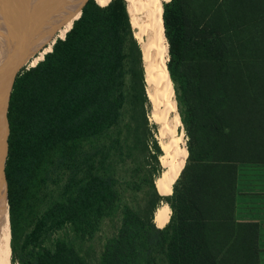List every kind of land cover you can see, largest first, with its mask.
<instances>
[{"label": "trees", "instance_id": "1", "mask_svg": "<svg viewBox=\"0 0 264 264\" xmlns=\"http://www.w3.org/2000/svg\"><path fill=\"white\" fill-rule=\"evenodd\" d=\"M86 1L11 94L12 261L88 264L71 241L43 244L67 226L82 244L118 219L98 264H261L259 228L237 220L236 201L240 168L264 166V0L162 2L167 69L188 137L186 164L165 198L125 1L88 0L81 13ZM55 175L65 178L58 196L31 225ZM162 203L171 214L160 229Z\"/></svg>", "mask_w": 264, "mask_h": 264}, {"label": "bare ground", "instance_id": "2", "mask_svg": "<svg viewBox=\"0 0 264 264\" xmlns=\"http://www.w3.org/2000/svg\"><path fill=\"white\" fill-rule=\"evenodd\" d=\"M104 3L108 0H97ZM129 15L134 37L139 44L143 58L145 79L149 84L147 95L158 108L157 101L163 102L165 115L175 130L182 126L175 100V92L169 77L167 62L169 59L168 43L164 33L162 2L165 0H124ZM82 0H0V29L12 35L15 48L31 58L32 65L43 60L52 49L57 36L63 38L70 29L72 21L78 16ZM1 33V31H0ZM3 33V32H2ZM0 38V44L2 43ZM46 46V47H45ZM45 47V48H44ZM38 54V56H36ZM18 55V54H17ZM152 105V106H153ZM155 111L153 116L158 113ZM153 118V117H152ZM170 129V128H169ZM183 129V127L181 128ZM183 132L174 138L179 144ZM167 146L162 157L166 169L156 185L162 195L172 189L173 181L179 174L186 156V147ZM164 193V194H163ZM172 192H170L171 194ZM6 184L0 179V264H12L11 229ZM168 204L159 208L156 224L164 227L170 218ZM166 223V224H165ZM165 224V225H164ZM164 225V226H163Z\"/></svg>", "mask_w": 264, "mask_h": 264}, {"label": "rangeland", "instance_id": "3", "mask_svg": "<svg viewBox=\"0 0 264 264\" xmlns=\"http://www.w3.org/2000/svg\"><path fill=\"white\" fill-rule=\"evenodd\" d=\"M63 38H65V36ZM57 39H59V38L56 36L54 41H53V44H54V42H56ZM53 44H52V48H53ZM51 51H52V49H51ZM36 56H38V54ZM141 60H142V65H143L142 53H141ZM41 61H39V62H41ZM168 61H169V59H168ZM39 62H37V63H39ZM35 65H32V63L30 61L24 67V69L33 68ZM143 73H144V67H143ZM144 82H145V92H146V96H147V100H148V103H146L145 107L147 110V120L150 124V126H149L150 127V131H149L150 132V140H153V143H152L153 148H154V142L156 141V144L161 149V154L159 155V162H160V165L164 171L167 168L166 165L163 164V161H161L162 157H164L166 154L164 149L167 146H170L172 149H176L175 146L186 147V149H187L188 137H187V134L185 132L183 124H182V126L179 125L175 130L171 129V127L169 125L171 123L168 121L169 119L166 120L167 119L166 116L169 117V112L167 115H165L163 102L161 100H158L156 102L157 105H159L157 108L149 100V97L147 95V87H148L149 82H148V80L145 79V74H144ZM175 100H176V97H175ZM176 103H177V101H176ZM155 111H157L156 113H158L156 117L153 116V113ZM167 122L169 124H167ZM182 127H183V129H181ZM182 132H183V137H182V140L180 141V143L179 144L174 143L173 137L180 136ZM187 158H188V155L186 157V160H187ZM186 160H185V164H186ZM178 178H179V176H178ZM64 180H65V178H63V177H60L57 175L53 176V178L49 182V186L44 191V194H42L38 198V200L36 202L35 211L33 213H31V216L29 218L31 225L34 224V221H35V217H34L35 212H37L36 214H40L41 212H43L46 209V207L49 206V204L56 198V196H58V193L56 191V187H57L56 184L59 181L63 184ZM57 188H60V187L58 186ZM118 225H119L118 219H115L114 221H108V220L105 221L103 226L101 227L100 231L94 237V239L91 241L82 243V244H79V242H76L74 240V234H73L71 228L69 226H67L58 232H54V233L52 232L43 245L47 246V247H52L53 241H55L56 239H58V238L66 239V240L71 241L72 243H74L76 245L78 251L85 258V260L87 261L88 264H98L99 260H100L101 253H102L103 248H104V244L106 243L107 239L111 238L114 235ZM17 254H19V252L16 253L15 258H17ZM13 258H14V255H13V253H11V259L13 260ZM12 264H18V261L17 260L15 262L12 261Z\"/></svg>", "mask_w": 264, "mask_h": 264}, {"label": "water", "instance_id": "4", "mask_svg": "<svg viewBox=\"0 0 264 264\" xmlns=\"http://www.w3.org/2000/svg\"><path fill=\"white\" fill-rule=\"evenodd\" d=\"M87 1L83 4L81 8V13ZM0 31H1L0 38L2 39L1 40L2 43L0 44V179L1 178L4 179L5 184H6V190H7L5 169H6V162H7L8 153H9L8 139H9V134H10V127H9V120H8V111H9V107L11 103V94H12L13 87H14L17 76L22 72L24 67L31 61L30 57H32L33 55L28 57L27 54L25 55L23 53V49H22V52H20L21 50L17 51V48H15V42H13V39H12V35L9 38L8 34L5 35L4 30L0 29ZM55 43L56 42H54V44ZM158 192L160 196H162L163 198L170 197L172 195L171 194L170 196H165V195H162L159 190ZM163 204L164 203H162V205ZM158 213H159V209H157L154 214L155 224L157 221ZM168 223L169 221L167 222V224ZM164 227L157 226V228H160V229Z\"/></svg>", "mask_w": 264, "mask_h": 264}, {"label": "crops", "instance_id": "5", "mask_svg": "<svg viewBox=\"0 0 264 264\" xmlns=\"http://www.w3.org/2000/svg\"><path fill=\"white\" fill-rule=\"evenodd\" d=\"M236 218L259 228L260 261L264 264V166H245L239 170Z\"/></svg>", "mask_w": 264, "mask_h": 264}]
</instances>
